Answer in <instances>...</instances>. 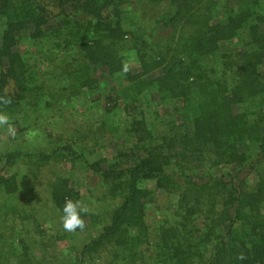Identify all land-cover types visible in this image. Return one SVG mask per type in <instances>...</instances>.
Wrapping results in <instances>:
<instances>
[{"label":"trees","instance_id":"trees-1","mask_svg":"<svg viewBox=\"0 0 264 264\" xmlns=\"http://www.w3.org/2000/svg\"><path fill=\"white\" fill-rule=\"evenodd\" d=\"M53 1L51 19L44 0H0V96L11 100L0 111L23 132L64 94L87 100L79 112L94 119L90 132L48 128L30 148L24 133L0 151V264H264V0H146L163 4L146 24L139 0ZM45 42L41 79L32 56ZM145 96L171 114L147 120ZM62 160L117 199L105 223L82 213L95 232L79 247L16 200L41 165ZM50 174L45 202L61 223L65 198L83 197L66 173ZM154 189L166 206L149 222Z\"/></svg>","mask_w":264,"mask_h":264},{"label":"rangeland","instance_id":"rangeland-1","mask_svg":"<svg viewBox=\"0 0 264 264\" xmlns=\"http://www.w3.org/2000/svg\"><path fill=\"white\" fill-rule=\"evenodd\" d=\"M49 1L44 0V2L48 3L46 8L48 9V13H50L51 19H53V16L57 14L60 7L56 2L54 3L53 0ZM129 1H131V4L129 3L130 6H133L135 4L134 0ZM162 5L163 4H156L148 2L146 0H139L137 7L135 6L134 13L136 14L139 22H144L146 24L148 23V21L153 20L157 16V14L161 12L163 8L161 7ZM262 28L264 31V22L262 24ZM25 44L29 47H31L32 45L29 41H25ZM45 44L46 48L44 47L45 50L42 52L41 47ZM45 44L40 43L39 46H35L34 48L38 49V53H35L32 56L35 58L37 57V59L41 62L42 69L40 70L41 72H39L41 79L45 78V76L42 75V70L47 69L48 67V64L42 60V56L46 55V51L50 50L51 48L46 42ZM31 61L33 62L34 60L31 58ZM56 62L57 59L53 60V64H56ZM95 75L102 78L98 73H95ZM12 84L13 83L10 82V84L7 85L6 89H12ZM48 91L53 94L57 93V91ZM63 96L64 94H59L57 96L58 98L52 102V105L49 108L41 111H34L33 115L35 116H32V114H30L31 111H29V118H25L24 121L20 122V124L24 126L27 125L25 121H30L31 125L28 126V128H30L29 130L25 129L23 132H21L17 130V126L12 123L13 127L15 128V134L9 135L7 132V126L0 127V151L7 146H12L14 144L20 143V136L24 133H28V136L24 135L27 141L23 145L30 148L33 146H38V142H42L43 136L46 135L47 130H49L48 128L52 129L50 130L55 136L56 133H60L63 136L72 135L73 133H75V131L78 130L80 133H85V131L90 132L89 128L85 126L87 124V121L88 123H92L91 121H93L94 118L85 120L87 116L80 114L79 112L80 110L86 108L89 105V102L82 97L78 99V102L73 99L68 105L65 103V97ZM151 97L156 99L157 96L155 94H151ZM151 97H142L143 103L140 106L141 110H143L144 116L147 117V120H160L168 117V115L172 112V110L169 109L170 107L162 104L158 105V103L155 102L156 100H151ZM95 103L96 102H94V104ZM97 107L102 108L103 104L101 103V106L99 105ZM27 109L30 110L29 108ZM128 110H133V106L131 104L128 106ZM101 113H103L102 110ZM115 113L118 118L124 116L122 115L124 114V110L117 111ZM124 118H122V120H124ZM129 119H131V117ZM91 134L92 133H90V135ZM92 135H95L94 137L100 139V137H102L104 133L102 132V130L98 129V131ZM109 136L111 137V142L118 141L117 139L112 138L111 135ZM121 139L120 141L122 142L123 140ZM108 141H110V139ZM109 146L112 147L113 144L110 143ZM107 150L108 148H103V154H108L109 151L111 152V150H113V148L110 149L109 147V150ZM54 169L66 173L70 177L71 184L77 187L82 194L83 204L87 205L91 209L92 213L94 214V218H104L103 223H105L107 221V214L113 208V206H115V204L117 203V199H111V197L106 196L104 187L99 186V181L96 178H92L91 176H89L87 170L82 167H70V164L64 160L41 165L34 178L30 177V175L25 182L26 184L22 185L20 192L16 197V200L19 202L18 205L27 209H35V214H37V216H41L42 219H45L47 230L49 233H52V235L58 230H64L62 223H60L58 219V216H56L55 213L51 210L50 205L45 202L48 178L51 175L50 173ZM89 186H91V191L88 189ZM153 191L156 195L148 204L147 209V219L149 222H152L156 216L158 217L159 212L161 214V210H163L166 206V198L164 192L157 189H154ZM29 195H32L34 199L33 201L27 202V200L29 199ZM13 223H15V220L11 218L6 219L5 221V224L7 226H12ZM103 223H99L98 225H102ZM91 226L81 231L70 232V234L68 235L70 242H72L74 246L76 245V247H79V245L82 244L84 240L90 238V236L95 232Z\"/></svg>","mask_w":264,"mask_h":264},{"label":"clouds","instance_id":"clouds-1","mask_svg":"<svg viewBox=\"0 0 264 264\" xmlns=\"http://www.w3.org/2000/svg\"><path fill=\"white\" fill-rule=\"evenodd\" d=\"M124 72L129 70V64L124 63L123 69ZM10 98L6 96H0V104L7 105L10 104ZM7 126V132L9 135L15 134V128L10 123V117L6 112L0 111V127ZM91 209L83 204L80 200H73L66 197L63 205V215L61 216V223L65 231L75 232L77 229L83 230L86 226V221L83 214H88ZM244 255L241 254L238 259H244Z\"/></svg>","mask_w":264,"mask_h":264}]
</instances>
